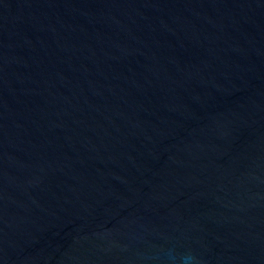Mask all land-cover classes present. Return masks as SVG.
<instances>
[{"label":"water","instance_id":"obj_1","mask_svg":"<svg viewBox=\"0 0 264 264\" xmlns=\"http://www.w3.org/2000/svg\"><path fill=\"white\" fill-rule=\"evenodd\" d=\"M184 256L264 264V0H0V264Z\"/></svg>","mask_w":264,"mask_h":264},{"label":"clouds","instance_id":"obj_2","mask_svg":"<svg viewBox=\"0 0 264 264\" xmlns=\"http://www.w3.org/2000/svg\"><path fill=\"white\" fill-rule=\"evenodd\" d=\"M172 259H176V258L172 257ZM181 260H182V264H189L191 257L190 256H184V257H181Z\"/></svg>","mask_w":264,"mask_h":264}]
</instances>
